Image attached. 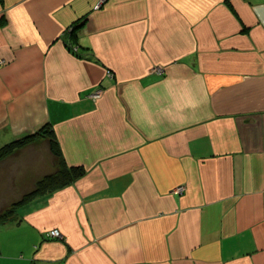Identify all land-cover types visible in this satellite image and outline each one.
Returning <instances> with one entry per match:
<instances>
[{
  "label": "crops",
  "instance_id": "1",
  "mask_svg": "<svg viewBox=\"0 0 264 264\" xmlns=\"http://www.w3.org/2000/svg\"><path fill=\"white\" fill-rule=\"evenodd\" d=\"M0 61V146L49 124L85 169L0 224V264H264V0H0ZM24 150L0 210L53 169Z\"/></svg>",
  "mask_w": 264,
  "mask_h": 264
},
{
  "label": "trees",
  "instance_id": "2",
  "mask_svg": "<svg viewBox=\"0 0 264 264\" xmlns=\"http://www.w3.org/2000/svg\"><path fill=\"white\" fill-rule=\"evenodd\" d=\"M80 20L77 19L73 21L65 30H64V39L68 38V46L69 49L74 50L73 47H77L78 45V29L80 28ZM76 50V49H75ZM74 50V51H75ZM43 128H46L43 127ZM35 135V133H33ZM49 134V133H48ZM52 134V132H51ZM50 135L49 139H47L48 144L47 147L51 152L56 167L51 171L43 175L40 179H38L33 187L25 192L18 200H15L12 203L6 205L3 209L0 210V224H4L8 222L15 213V210L18 206L27 203L33 197L37 195L44 194L46 192L53 191L58 188H62L70 183H72L79 176L83 175L85 169L78 165H68L65 161L60 147L55 140L53 135ZM32 134L24 135L22 137L15 138L3 145L0 146V160L4 157L15 154L23 143V140L26 138L34 137Z\"/></svg>",
  "mask_w": 264,
  "mask_h": 264
},
{
  "label": "rangeland",
  "instance_id": "3",
  "mask_svg": "<svg viewBox=\"0 0 264 264\" xmlns=\"http://www.w3.org/2000/svg\"><path fill=\"white\" fill-rule=\"evenodd\" d=\"M67 40H68V38H67ZM73 49L75 50V49H77V47H73ZM1 62V61H0ZM156 70L158 71V72H161L162 71V69L161 68H156ZM107 73H110L109 71H107ZM101 93H102V89L101 88H98V89H96L95 91H93L89 96L91 97V98H93V99H96V98H98V97H100V95H101ZM46 126V128H43V127H45ZM36 132H35V135L32 133V135H34V137H32V138H26V139H24L23 140V143H22V145H21V148L16 152V153H22L23 151H25L24 150V148L25 147H28L29 145H33L35 142H37V141H39V142H42V143H44V145L46 144H48V141H47V139H49V137H50V135L49 134H51V132H52V134L51 135H53L54 136V133H53V130H52V127H51V125H44V126H42V127H40L38 130H35ZM49 133V134H48ZM26 135H28V134H26ZM20 137H22V136H20ZM54 138H55V136H54ZM14 140V139H13ZM56 140V139H55ZM27 149H29V148H27ZM26 149V150H27ZM15 153V154H16ZM51 153V152H50ZM15 154H11V155H8V156H6V157H4L2 160H0V163H2L5 159H7V158H12V157H15ZM17 155V154H16ZM22 155V154H21ZM30 160V155H29V157H28V159H26V161H29ZM3 170H5L4 172L7 174L8 172H9V174H10V177H12V179H13V177L14 178H16V176H14L12 173H14V169H13V167H15V166H12V165H9V167H12V169H10L9 167H8V165H6V164H3ZM56 167V165H55V162H54V158H53V169ZM10 169V170H8V169ZM52 169V170H53ZM51 170V171H52ZM50 171V172H51ZM1 172V171H0ZM3 172V171H2ZM48 173V172H47ZM46 174V173H45ZM44 174V175H45ZM43 176V175H42ZM42 176H40L39 178H37V180L38 179H40ZM21 177H24V175L23 176H21ZM4 180H6L4 183H2L1 181V183H0V192H2V191H8V188L10 189V188H16V186H14V187H12V186H10V185H8L7 184V179L5 178ZM24 179H20V180H16L15 179V181H17V182H20V181H23ZM37 180H35L34 181V183L37 181ZM24 183L25 182H27V183H30V182H33V181H23ZM34 185V184H33ZM18 188H20L19 190L21 191L22 190V192H23V190H25V192H27V191H29L33 186H29V185H19V186H17ZM13 192H14V190H13ZM25 192H23L21 195H23ZM3 193V192H2ZM8 193L9 194H11L9 191H8ZM1 194V193H0ZM21 195H18V196H15V197H12L11 198V203L12 202H14L15 200H18L20 197H21ZM2 198H1V195H0V200H1Z\"/></svg>",
  "mask_w": 264,
  "mask_h": 264
},
{
  "label": "built area",
  "instance_id": "4",
  "mask_svg": "<svg viewBox=\"0 0 264 264\" xmlns=\"http://www.w3.org/2000/svg\"><path fill=\"white\" fill-rule=\"evenodd\" d=\"M180 191L182 190V187H179L178 188ZM49 236H51V237H55V238H60L61 237V233H60V231L58 230V229H55V228H53V229H50L49 231H48V233H47Z\"/></svg>",
  "mask_w": 264,
  "mask_h": 264
}]
</instances>
